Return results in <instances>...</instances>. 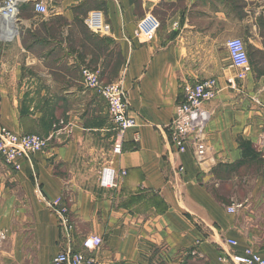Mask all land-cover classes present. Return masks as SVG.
Wrapping results in <instances>:
<instances>
[{
  "label": "crops",
  "instance_id": "obj_1",
  "mask_svg": "<svg viewBox=\"0 0 264 264\" xmlns=\"http://www.w3.org/2000/svg\"><path fill=\"white\" fill-rule=\"evenodd\" d=\"M97 10L109 36L85 26ZM17 12L10 30L0 18V125L46 145L19 171L0 160V264H49L65 248L46 205L56 199L74 251L102 264H228L245 249L264 257V0H19ZM238 37L250 67L242 79L225 47ZM83 68L126 93L137 127L121 155ZM208 79L217 94L203 107L208 156L198 166L169 143L168 125L185 87ZM106 166L125 172L116 189L88 179ZM90 237L102 244L83 251Z\"/></svg>",
  "mask_w": 264,
  "mask_h": 264
},
{
  "label": "built area",
  "instance_id": "obj_2",
  "mask_svg": "<svg viewBox=\"0 0 264 264\" xmlns=\"http://www.w3.org/2000/svg\"><path fill=\"white\" fill-rule=\"evenodd\" d=\"M19 0H0V18L9 26L17 18ZM34 11L39 14L47 13V9L40 3L34 4ZM87 29L96 36L106 37L111 33L108 23L101 11L90 12L85 20ZM10 33V31H8ZM233 68L238 70V79L244 77L249 71V61L244 42L240 38H231L225 43ZM87 88L93 90L106 103L107 114L116 132L113 144V155L122 153L123 135L137 127L135 120L128 116V103L126 93L117 83L103 84L95 71L83 68L81 71ZM217 94L216 82L213 79L204 80L185 87L181 101L176 105L174 116L168 125L169 143L179 154L191 152L195 163L200 166L207 160L208 148L202 137V131L207 120L204 105L213 101ZM46 140L37 135L15 134L0 125V160L13 170L21 169L20 162L27 161L33 155L42 152ZM125 176V172L116 171L110 166L103 167L98 175V185L102 189L113 190L118 181ZM47 208L56 217L58 228L65 248L56 254L49 264H102L94 256L82 251H74L72 247V225L67 217V210L60 199L46 203ZM229 214L235 213L234 207H228ZM102 244L98 237H90L81 243L83 251L93 252ZM232 247L236 242L228 241ZM228 264H264V257L250 249H245L240 255Z\"/></svg>",
  "mask_w": 264,
  "mask_h": 264
},
{
  "label": "trees",
  "instance_id": "obj_3",
  "mask_svg": "<svg viewBox=\"0 0 264 264\" xmlns=\"http://www.w3.org/2000/svg\"><path fill=\"white\" fill-rule=\"evenodd\" d=\"M241 146H242V149L244 152V157H245V155H247V153H248V149L250 148V145L246 144V143H242Z\"/></svg>",
  "mask_w": 264,
  "mask_h": 264
},
{
  "label": "rangeland",
  "instance_id": "obj_4",
  "mask_svg": "<svg viewBox=\"0 0 264 264\" xmlns=\"http://www.w3.org/2000/svg\"><path fill=\"white\" fill-rule=\"evenodd\" d=\"M238 38H240V37H238ZM240 39H242L243 40V38H240ZM113 154V153H112ZM87 174V176H88V179H92V178H94V176H98L99 174L98 173H96V172H89V173H86Z\"/></svg>",
  "mask_w": 264,
  "mask_h": 264
}]
</instances>
